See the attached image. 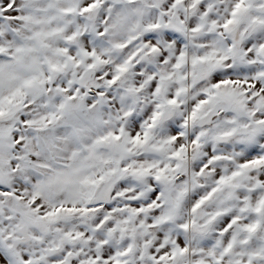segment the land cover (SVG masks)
<instances>
[{
	"label": "snow or ice",
	"instance_id": "snow-or-ice-1",
	"mask_svg": "<svg viewBox=\"0 0 264 264\" xmlns=\"http://www.w3.org/2000/svg\"><path fill=\"white\" fill-rule=\"evenodd\" d=\"M0 264H264V0H0Z\"/></svg>",
	"mask_w": 264,
	"mask_h": 264
}]
</instances>
